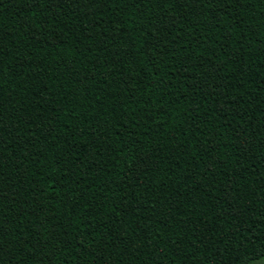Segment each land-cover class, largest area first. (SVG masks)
Wrapping results in <instances>:
<instances>
[{
	"label": "trees",
	"instance_id": "obj_1",
	"mask_svg": "<svg viewBox=\"0 0 264 264\" xmlns=\"http://www.w3.org/2000/svg\"><path fill=\"white\" fill-rule=\"evenodd\" d=\"M0 264H264V0H0Z\"/></svg>",
	"mask_w": 264,
	"mask_h": 264
}]
</instances>
